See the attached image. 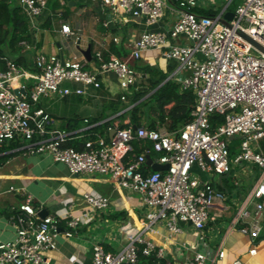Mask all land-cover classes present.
Returning <instances> with one entry per match:
<instances>
[{
    "label": "built area",
    "instance_id": "2783aa9c",
    "mask_svg": "<svg viewBox=\"0 0 264 264\" xmlns=\"http://www.w3.org/2000/svg\"><path fill=\"white\" fill-rule=\"evenodd\" d=\"M114 13L145 18L148 25L159 22L168 0H99ZM180 9V17L168 33L146 30L136 39L131 58L137 60L144 51L160 50L163 57L178 63L177 71H189L181 81V89L192 90L196 103L193 119L178 130H159L146 126L116 125L110 138L101 135L86 142L79 150L68 146L74 134L67 129L49 127L51 114L40 106L45 98L85 95L91 88L101 86V76L114 74L120 88L126 92L137 85V69L126 57L104 50L96 52V69H87V60L73 55L38 56L36 74L7 60L0 63V146L7 140L20 142L19 149L38 154H50L62 162L72 174L109 175L118 186L138 193L149 207L143 227L128 237L118 251H107L103 245L93 247V264H139L140 253L154 255L150 264H178L165 259L164 250L146 237L154 226L166 222L172 233L182 232L184 224H191L204 239V229L218 199L225 194L212 181H203L194 173L223 176L233 164L247 161L260 168V176L243 206L237 211L232 226L247 234L253 243L262 231L264 216V52L254 47L241 32L248 34L264 47V0H242L232 20L225 14L233 0L217 13L198 15L193 9L199 0H173ZM212 1V0H211ZM215 1V0H214ZM31 19L47 8V0H20ZM67 35L79 32L63 24ZM184 41L173 42L176 39ZM21 79L32 80L15 83ZM28 81V80H27ZM69 83L79 84L72 88ZM225 116L215 129L211 125L214 113ZM232 136L239 137L238 152L231 156ZM144 142L143 150L132 160L128 154L133 142ZM151 144V145H149ZM158 153L154 162L168 165V169L143 173L147 155ZM84 199L91 210H103L110 205L106 196L87 192ZM254 205L251 210L250 204ZM17 236L11 241L0 240V264H48L49 251L56 249V237L61 232L62 219L54 215L40 216L34 207V197L27 194L11 217ZM83 215L70 214L62 231L71 237L83 223ZM254 247L250 250L256 254ZM226 251L221 245L214 256L204 252L184 264H218ZM229 264H243L239 259Z\"/></svg>",
    "mask_w": 264,
    "mask_h": 264
},
{
    "label": "crops",
    "instance_id": "0c3cea01",
    "mask_svg": "<svg viewBox=\"0 0 264 264\" xmlns=\"http://www.w3.org/2000/svg\"><path fill=\"white\" fill-rule=\"evenodd\" d=\"M12 1L21 5L20 0ZM220 9L222 6L217 5L216 0H199L193 11L198 15H211ZM23 12L29 19L30 39L22 41L21 50L11 53L7 60L20 61L19 66L30 74L39 72L35 64L38 56L51 55L63 58L77 55L87 60V69L94 70L98 65L96 52L99 50H104L106 57L113 53L129 59L139 73L137 86L142 90L149 87L143 82L150 85L151 78L159 79L162 75L166 76L164 82L171 80L181 86L182 79L189 74L187 70L177 71V61L163 57L160 50L144 51L137 60L130 56L142 32L168 33L179 19L181 11L173 0L167 1L163 18L151 26L143 17L114 13L99 0H47V8L35 19H31L24 9ZM63 24L79 32L80 38L63 33ZM180 41L184 39L173 40ZM88 49L89 58L83 53ZM1 66L6 67L5 64ZM22 82L28 85L33 83L32 80L21 79L15 86ZM67 85L72 88L80 86L76 83ZM123 93L125 91L120 88L117 77L110 73L101 76L99 88H91L85 95L45 98L40 106L51 114L49 127L73 131L74 137L79 139L88 129L110 120L111 128L120 124L137 126L131 122L130 116L120 119L116 117L117 114H111L110 101ZM123 102L128 103V100ZM153 119V116L144 114L141 126L148 127ZM155 129L169 130L166 125H159ZM112 134L111 129L109 133L97 136L110 138ZM234 140L240 143L239 137L231 139ZM17 143V140H7L0 146V240L16 238L17 230L11 217L27 194L34 197V207L40 216L43 217L44 211H47L46 216L54 215L63 221L61 232L56 237L57 247L49 251L48 264H93L95 244L116 252L127 243L130 234L143 227L150 209L138 193L118 186L109 175L72 174L67 165L55 161L50 154L31 153L19 149L20 144L16 146ZM261 146L264 149V139ZM151 157L157 158L158 153L152 151ZM194 173L203 181H212L225 194V199H218L212 208L211 219L204 229V239L191 224H184L182 232L174 234L164 221L155 225L153 231L147 232L146 237L162 248L165 259L173 263L184 264L199 251L208 257L214 256L222 245L226 256L218 264H229L237 259L243 264H264V216L262 231L255 243L247 234L232 226L237 211L258 181L260 168L243 161L233 164L231 172L223 176L201 172L197 168ZM87 192L108 197L110 205L103 210H91L84 199ZM249 206L251 210L254 209L252 203ZM70 214H82L84 219L74 235L68 237L62 231ZM254 247L257 252L252 255L250 250Z\"/></svg>",
    "mask_w": 264,
    "mask_h": 264
},
{
    "label": "trees",
    "instance_id": "16d2710c",
    "mask_svg": "<svg viewBox=\"0 0 264 264\" xmlns=\"http://www.w3.org/2000/svg\"><path fill=\"white\" fill-rule=\"evenodd\" d=\"M241 0H237L235 8ZM235 0L232 1L234 3ZM232 5V4H231ZM231 5L229 6L230 10ZM30 39L29 19L23 12L22 6L14 4L12 0H0V63L4 65L11 53L19 52L22 48V41ZM17 65H21L20 61L15 60ZM166 76L162 75L159 79H150V85L147 89L142 90L139 86H133L130 92L126 93L128 103H124L122 95L117 99L110 101L111 114H117L116 117L124 119L131 117V122L137 126H141L142 118L145 115H151L154 119L149 123V128H158L159 125H166L171 130H177L192 119V112L196 103V95L190 90H182L181 86L174 81H166ZM151 93V94H150ZM172 104L171 107H168ZM120 113V114H118ZM225 120V116L214 113L211 116V125L215 129ZM111 120L104 125L94 126L83 133L82 138H75V134L68 140L67 145L73 146L79 150L86 147V142L95 139L97 134L104 135L109 133L111 128ZM125 127L126 124H121ZM20 142L16 144L18 146ZM151 145V144H149ZM144 142L136 140L133 142V150L128 154V161L134 159L142 152ZM231 156L237 153V141H231ZM152 172L146 164L143 167V173ZM155 260L154 255L146 256L140 253L139 264H150ZM127 264V263H125Z\"/></svg>",
    "mask_w": 264,
    "mask_h": 264
},
{
    "label": "water",
    "instance_id": "95a60500",
    "mask_svg": "<svg viewBox=\"0 0 264 264\" xmlns=\"http://www.w3.org/2000/svg\"><path fill=\"white\" fill-rule=\"evenodd\" d=\"M234 11L233 10H228L225 14V18L227 21L232 20L234 17ZM242 36L248 40L254 47L260 49L261 51L264 52V47L258 43L255 39H253L252 37H250L248 34L241 32ZM84 55L89 58L90 57V49L83 51ZM63 58V57H62ZM137 127V126H135ZM231 139H234L235 136L230 137ZM147 165L150 166L152 168L153 171H162V170H166L168 169V165H164V164H160L157 162H154L151 155H147ZM45 215H43V217L46 216L47 211H44Z\"/></svg>",
    "mask_w": 264,
    "mask_h": 264
},
{
    "label": "rangeland",
    "instance_id": "374dc122",
    "mask_svg": "<svg viewBox=\"0 0 264 264\" xmlns=\"http://www.w3.org/2000/svg\"><path fill=\"white\" fill-rule=\"evenodd\" d=\"M229 1H230V0H216V3H217V5L224 7L226 4H228ZM236 1H237V0H235L234 3L231 2V4H232V5L230 4V5H231V9H234V8H235L234 5H235ZM234 10H235V9H234ZM140 83H142V82H140ZM142 84L149 86L148 84H146V83H144V82H143ZM139 85H141V84H139ZM238 145H239V144H237V146H238Z\"/></svg>",
    "mask_w": 264,
    "mask_h": 264
}]
</instances>
